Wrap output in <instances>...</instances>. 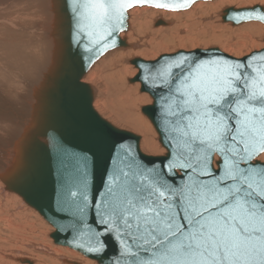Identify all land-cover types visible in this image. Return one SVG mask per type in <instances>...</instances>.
Masks as SVG:
<instances>
[{"label": "snow or ice", "instance_id": "6c2138e0", "mask_svg": "<svg viewBox=\"0 0 264 264\" xmlns=\"http://www.w3.org/2000/svg\"><path fill=\"white\" fill-rule=\"evenodd\" d=\"M132 2L71 0L77 35L95 45L111 38ZM135 2L173 8L161 0ZM100 28L104 34L91 39ZM149 78L165 89L159 123L169 152L158 165L119 145L97 206L103 231L85 225L99 245L88 250L102 251L104 237L115 233L130 264H264V63L256 54L242 60L179 54ZM76 171V179L62 171L58 203L84 224L87 177L79 163Z\"/></svg>", "mask_w": 264, "mask_h": 264}, {"label": "bare ground", "instance_id": "6f19581e", "mask_svg": "<svg viewBox=\"0 0 264 264\" xmlns=\"http://www.w3.org/2000/svg\"><path fill=\"white\" fill-rule=\"evenodd\" d=\"M253 3L264 5V0L200 1L191 6L190 10L179 12L160 11L147 6L133 8L129 12V30L121 34L123 38L127 34L128 46L106 53L83 78L84 82L93 87L94 108L117 127L138 133L141 136L140 147L143 152L150 155L165 154L166 148L159 141L156 128L141 113V107L151 104L152 97L140 89L141 83L138 80H132L138 68L136 71L130 64V59L139 57L153 60L159 52L170 53L175 50L176 45L180 49L193 50L196 47L208 48V45L216 44L223 52L238 58L243 57L242 52L237 51L240 49L239 44L250 46L246 51L262 49L264 24L261 22L242 23L235 27L230 22H224L230 31L242 36V41L238 42H231L230 39L222 37L223 32L216 31L221 26L219 21L223 22L222 12L225 8L230 5L253 6ZM55 18L53 0H0V199L3 198L8 207L14 206L17 212L22 211L26 216L29 214L26 221H31L32 224L28 223L26 230L33 236L31 240L24 241L20 237L24 233L13 232L16 226L13 217L2 215L0 264H29L23 260L25 258L38 264L36 260L42 261L43 255L55 253L67 264L72 260L70 256H66L67 253L78 259L83 256L71 248L56 245L50 237L53 227L51 226L53 230L50 231L47 222L43 221L45 219L18 194L6 189L1 178L13 164L23 134L36 121L35 92L54 60ZM157 18H162L166 24L157 27L154 25ZM180 20H185L184 24L192 30L191 33L182 34L186 29L180 25ZM198 29L205 36L202 43H199L197 33L194 34ZM187 39H193L191 48ZM49 237L50 240L47 239ZM31 249L38 251L34 258L27 254Z\"/></svg>", "mask_w": 264, "mask_h": 264}, {"label": "water", "instance_id": "95a60500", "mask_svg": "<svg viewBox=\"0 0 264 264\" xmlns=\"http://www.w3.org/2000/svg\"><path fill=\"white\" fill-rule=\"evenodd\" d=\"M53 1L56 16L53 30L56 42L53 64L35 92L36 121L32 123L30 130L23 134L17 146L15 160L9 171L1 178L6 189L18 194L53 227L50 237L55 244L74 249L98 264H130L132 258L124 253V245L119 242L115 233L104 237L107 243L105 249L100 252L89 251V248H96L99 245L90 241L85 225L103 231L97 223L99 221L97 206L102 198L107 176L111 174L114 166L112 158L117 154L119 145H131L133 151L137 152L145 163L155 161L158 165L169 152L165 147L169 136L159 123V109L162 103L160 97L165 94V89L158 79L145 77H149L150 73L154 75L166 61L178 58L179 54H223L238 60L256 54V61L264 63L261 58L264 48L254 50L240 58L223 52L219 47L179 49L172 53H163L153 60L134 57L131 63L138 68V73L132 80L140 81L141 90L152 97V103L145 105L142 111L156 128L159 141L166 148L165 154L150 155L141 150L140 135L117 127L94 108L93 87L84 82L83 78L94 63L106 53L128 46L126 37L123 38L121 34L129 30V12L133 8L147 6L180 11L189 9L197 2L211 0H190V3L182 8L176 7L182 0H161L163 3L172 4L173 8H158L154 3L140 4L133 0L132 6L125 10L123 23L117 24L120 30L99 45L89 43L90 38L87 35H77L70 7L71 0ZM262 13L264 5L261 4L246 7L229 6L223 10L222 20L232 25L250 21H260L264 24V19L258 18ZM248 16L252 18L248 19ZM162 24H166L162 19L155 22V25ZM103 34V29L100 28L97 35L91 39L98 40ZM89 48L92 50L88 51ZM65 153H74L80 159L68 160ZM78 163L86 172L88 184L89 206L83 216L84 224L77 223V217L73 212L60 211L58 203L61 173L64 171L66 176L76 179ZM175 179L182 182L179 175ZM93 198L95 205L92 203ZM23 260L34 264L29 258ZM71 263L80 264L75 261Z\"/></svg>", "mask_w": 264, "mask_h": 264}, {"label": "rangeland", "instance_id": "374dc122", "mask_svg": "<svg viewBox=\"0 0 264 264\" xmlns=\"http://www.w3.org/2000/svg\"><path fill=\"white\" fill-rule=\"evenodd\" d=\"M207 2H210V1H207ZM253 4H255V3H253ZM257 4V3H256ZM231 6V5H230ZM153 8V7H152ZM192 8V7H191ZM191 8H189V9H185V10H180V11H188V10H190ZM155 9H157V8H155ZM157 10H164V11H168V10H165V9H157ZM172 12H175V11H172ZM177 12H179V11H177ZM220 12H221V10L218 12V16H220ZM157 19H162V18H157ZM156 19V20H157ZM251 22H258V23H260V21H250V22H245V23H251ZM155 23V22H154ZM180 25H182L183 26V28L184 29H186L185 30V33H182V34H187V33H191L192 32V30H190V29H188V26L187 25H185L184 23H185V20H180ZM219 23L221 24V26L220 27H218V28H216V31H220V32H223L224 33V36H222V37H224V38H228V39H230V41L231 42H238V41H242V36H240V35H238L237 33H234V32H232V31H230L229 30V28L228 27H226V23H224V22H222L221 20L219 21ZM245 23H243V24H245ZM261 24H262V22H261ZM155 25V24H154ZM240 25H242V24H240ZM240 25H232L233 27H235V26H240ZM159 26H162V25H157V27H159ZM155 27V26H154ZM197 33V37L199 36V38H198V41H199V43H202V42H204L205 41V39H204V35H202L201 34V30L200 29H198V30H195V33L194 34H196ZM202 35V36H200V35ZM126 35L127 34H124L123 36L124 37H126ZM220 36V35H219ZM190 37V36H189ZM128 38V37H127ZM201 38V39H200ZM188 40V42H189V47L191 48V46H193V44H194V42L192 41L193 39H187ZM225 40V39H224ZM264 39H262V41H263ZM206 41H209V39L208 40H206ZM201 46H204V45H200V47ZM209 47H219L218 45H216V44H210V45H208ZM208 47V48H209ZM231 47H233V46H231ZM238 47H240V49H237V51L238 52H242V55L241 56H245V55H247V54H249V53H251L252 51H254V50H256L255 48L254 49H251V50H249V51H246L249 47H244V46H242L241 44H239V46ZM197 48V47H196ZM180 48H179V46L178 45H176L175 46V50H173V51H170V53H172V52H174V51H177V50H179ZM163 53H168V52H159L158 53V55H156L155 57H153V58H157L159 55H161V54H163ZM235 53V52H234ZM237 53H235V55H236ZM106 55V54H105ZM134 58V57H133ZM133 58H131L130 59V61L133 59ZM134 68H135V70L137 69V67L134 65V64H132V63H130ZM137 71V70H136ZM138 73V72H137ZM137 73H135L133 76H135ZM140 82V81H139ZM93 85V84H92ZM140 89H141V86H140ZM144 92V91H143ZM147 93V92H146ZM145 105V104H144ZM143 105V106H144ZM142 106V107H143ZM142 107H141V113H142V115L144 116V117H146L147 119H149L144 113H143V111H142ZM149 121V120H148ZM136 134H138V133H136ZM139 135V134H138ZM0 202H2V204L0 203V217L3 215L4 217H7V218H12L13 217V220L15 221L14 222V224L16 225L15 226V228L13 229V230H10V231H13L14 233H17L18 231H20L19 233L20 234H22V233H24L23 234V236H20V237H23V239H24V241H26V240H31L32 238H33V236H31V235H29L28 234V231L26 230V227L28 226L27 224L28 223H31V221H26V218L28 217L29 218V214H28V216H26L25 215V213H22V211H21V213H19V212H17L16 211V209L14 208V206H12L11 207V205L8 207L7 205H6V203H5V200L2 198V199H0ZM7 206V207H6ZM2 209V210H1ZM9 209V210H8ZM6 211V212H5ZM14 212H16V213H14ZM8 213V214H7ZM17 213H19L18 215H17ZM6 215V216H5ZM14 215V216H13ZM21 216V217H20ZM26 216V217H25ZM31 216V215H30ZM40 216V215H39ZM23 217V218H22ZM21 218V219H20ZM43 219V218H42ZM18 220V221H17ZM20 221V222H19ZM44 222H46L45 220H43ZM19 222V223H18ZM1 224V226H3V224L2 223H0ZM19 224H21V226L19 225ZM32 224V223H31ZM50 228H51V225L50 224H48V223H46ZM19 225V226H18ZM18 226V227H17ZM22 227V228H21ZM16 229H18V230H16ZM53 229L51 228L50 229V231H52ZM34 239H36L37 241H39L40 239L39 238H34ZM48 240H50L51 238L49 237V238H47ZM54 244V243H53ZM57 245V244H56ZM61 246V245H60ZM61 247H64V246H61ZM69 248V247H68ZM74 250V249H73ZM38 253V251H35V250H33V249H31V250H28V252H27V254L28 255H30V256H34V255H36ZM61 253H63V252H61ZM60 256V255H59ZM59 256H57L56 255V253L54 254V255H50V254H45V255H43V260L42 261H40V260H36V263H38V264H47L49 261H50V264H65L64 262H62L61 260H60V258H59ZM66 256H70V258H72V260H71V262L72 261H75V262H79L80 264H97L96 263V261H94V260H91V259H89V258H87V257H85L84 255L82 256V258L81 259H78V258H76V257H74L72 254H70V253H67L66 254ZM34 258V257H33ZM85 259V261H84V259ZM87 258V259H86ZM46 260H48V262H46ZM83 260V261H82ZM67 263V264H72V263Z\"/></svg>", "mask_w": 264, "mask_h": 264}]
</instances>
